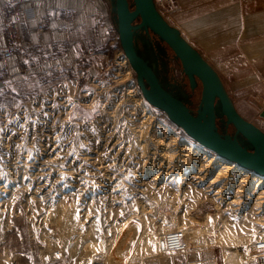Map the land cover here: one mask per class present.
<instances>
[{
	"label": "rangeland",
	"instance_id": "374dc122",
	"mask_svg": "<svg viewBox=\"0 0 264 264\" xmlns=\"http://www.w3.org/2000/svg\"><path fill=\"white\" fill-rule=\"evenodd\" d=\"M129 2L133 8L132 1L129 0ZM171 13H162L169 24L171 22L168 15ZM147 38L150 39L148 43L137 42V54L150 66L153 63L159 66V73L163 70L166 84L170 82L168 85L171 84V87L176 85L175 82L183 84L187 94L182 95L181 98L196 115L202 91L200 82L196 80L195 88L191 89L181 63L171 49L152 33H149ZM117 60L118 56L111 63L108 78L105 80L97 78L91 86L77 87L74 91V86L61 84L55 89L46 90L12 107H0V176L3 179L1 184L8 181L6 179L10 177L9 175L14 181H11V187L9 185L6 187V183L1 185L5 187H0V202L2 201L0 203V257L16 264L59 262L121 264L117 260V250L125 247L124 243L127 242L121 230H125L128 224L134 223L141 230L127 248V255L123 256L125 264H234L233 262L245 264L249 258L247 248L256 235L255 224L262 225L264 220L260 219V214L253 215L250 206L244 207L245 202H239L234 206L235 208H226L225 204H221L223 212L218 213L216 203L219 201L213 195L218 187H212L211 191L206 193L197 192L190 182L188 185L186 183L187 186H183L186 191L180 193L176 182H171L172 186L168 184L164 186L165 188L163 187L164 190L162 189L168 194L155 197L151 195L153 183H144L138 188H144L143 192L147 197L145 201L151 206L143 205L136 214L135 211L134 213L131 211L107 212L104 209L108 204L106 200H92L93 197H88V203L83 195L79 196L82 194L81 189L78 191L69 189L77 187L73 185L77 183L71 178L78 175L77 161L81 154L83 134L79 133L80 129L77 126L79 122H94L100 118L103 122L98 126L107 123L108 127H122L131 134L138 127L146 128L149 125L145 123L146 121H142L144 120L141 116L143 106L139 105L138 93L135 94L136 91H133L136 86L142 96L134 72L130 68L128 78L119 76L118 74L123 70H120L121 66L114 65ZM97 81L102 84L97 85ZM221 81L240 116L261 130L264 122L257 114L259 110L248 102L251 97L258 100L256 96L249 95L242 89L232 88L226 80L221 79ZM84 93L87 94L82 97ZM66 96L70 98L69 105L65 101ZM142 98L144 99L143 96ZM91 101L92 105L88 106ZM144 101L147 103L145 99ZM144 101L143 105L146 106ZM153 112L155 123L164 122L168 129L179 134L180 141L189 140L183 137L180 131L174 130L166 123L167 117L162 111L153 109ZM68 113V122L64 123L59 130L57 127L59 121L64 114ZM217 126L220 134L231 137L234 135L232 126L225 127L224 117L218 119ZM123 138L126 141L123 151L129 155L134 143V135L125 134ZM238 140L244 147L251 149L244 139L238 137ZM194 144L202 148L199 144L195 142ZM146 152H148L147 148ZM140 163L125 166L124 173L127 178L132 175V169L140 166ZM152 166L155 176L166 175L165 163L160 166L159 163L153 162ZM149 167L146 165V168ZM172 168L175 169V165ZM72 171L73 173H70ZM116 171L114 169V172ZM16 177L18 180L22 177L21 186L26 189H28L27 185L31 186L27 195L21 191L16 193ZM25 178H28L30 182L26 181L25 184ZM32 179L36 184L45 179V182L48 181V186L52 187L48 191L51 196L54 195L52 192H58L59 189L61 195H57L54 199L51 196L47 199L41 197L36 193L38 191ZM194 184L201 188L198 184ZM45 185L46 183L42 187L38 185L39 190ZM2 189L9 191L3 193ZM229 193L228 199L232 201L233 197ZM7 194H15V196L10 198ZM185 199L188 200L184 201ZM172 204L176 211L172 208ZM257 210L258 208L255 207L253 211ZM135 217H138V220ZM110 224L115 228L107 236L106 229ZM176 228L184 231L194 230L197 234L200 233V229L206 232L204 237H198L192 241L186 236L190 247L184 254L158 255L155 252V240L167 230ZM261 228L264 229V226ZM108 257L111 258L108 260Z\"/></svg>",
	"mask_w": 264,
	"mask_h": 264
},
{
	"label": "crops",
	"instance_id": "0c3cea01",
	"mask_svg": "<svg viewBox=\"0 0 264 264\" xmlns=\"http://www.w3.org/2000/svg\"><path fill=\"white\" fill-rule=\"evenodd\" d=\"M178 5L168 15L170 25L221 79L264 104V0H178ZM115 35L114 0H0V107L61 84L75 91L107 79L122 50ZM138 41L150 39L140 32ZM5 50L11 57H3ZM151 66L162 86L187 106L183 84L171 87L163 70Z\"/></svg>",
	"mask_w": 264,
	"mask_h": 264
},
{
	"label": "water",
	"instance_id": "95a60500",
	"mask_svg": "<svg viewBox=\"0 0 264 264\" xmlns=\"http://www.w3.org/2000/svg\"><path fill=\"white\" fill-rule=\"evenodd\" d=\"M114 0L117 32L124 56L133 70L142 96L149 105L162 111L167 119L197 144L216 155L256 174L264 175V132L236 111L218 73L157 11L153 0ZM140 32L152 33L164 42L180 61L191 89L201 84V99L194 115L178 98L166 90L152 66L136 51ZM248 102L264 117V105L251 97ZM225 118L234 135L218 132L217 121ZM238 137L251 149L244 147Z\"/></svg>",
	"mask_w": 264,
	"mask_h": 264
},
{
	"label": "bare ground",
	"instance_id": "6f19581e",
	"mask_svg": "<svg viewBox=\"0 0 264 264\" xmlns=\"http://www.w3.org/2000/svg\"><path fill=\"white\" fill-rule=\"evenodd\" d=\"M116 64L118 66H121L120 70H123L122 72H120L121 75H118L125 79L128 78V71L130 69L128 59L126 57H118ZM134 87L135 88L133 91H136L135 94L138 93L137 96H139V105L142 104L143 106L141 116L144 117V120L142 121H146L145 123L149 125L146 128L144 126H141L140 128L138 127L137 130H134V132L132 133L134 135V143L129 155L123 151L124 145L121 148L120 154H122V161L124 162V165L121 164L119 169L116 167V172H114V169L110 170V166H107L106 170L110 171V173L107 175V191L110 189L114 191L120 190L125 194L127 192L125 186L127 185L130 187V190H132V195L134 196L130 200L134 202V192L137 191L138 193H143L144 188L139 189L138 187H142L144 183L152 182L153 184L151 185V191H154L155 189H163V187L168 184H170L169 186H172L171 182H176V186L177 189H179V192L184 193L186 191V188H184L183 186L186 185V183L188 185V183L191 182L193 189L197 192L201 191L203 193H206L211 191L210 188L218 187V189L213 194L219 201L216 203V207H218V213L223 212V209H221V204H225L226 208H232L235 205H238L239 202H245L244 207L250 206L251 213H253V215L260 214V219L264 220V175L256 174L233 162L227 161L226 159L218 155L215 156V153V155L210 154L208 151L197 147L192 141L185 139L180 141L178 137L179 134L176 131L168 129V127L163 124L164 122L155 123L154 114L149 108L146 107L147 105H143L144 99L140 95L139 89L136 86ZM92 101L88 103V106L92 105ZM82 103L85 104L84 101H82ZM151 124L152 126H150ZM171 131H173V133ZM146 148L148 152H146ZM126 156L127 158H125ZM157 156L159 157V159ZM142 159L143 161H141ZM153 162L159 163L160 166L165 163V166L167 167V169H165L166 175L161 174L155 176V171L153 170L154 167L152 166ZM138 163H140V166H142L141 169L139 168L140 166H135L134 170L132 169V175L127 178L126 173H124L125 166L128 167L131 164ZM146 165H149L150 167L146 168ZM173 165H175V169L172 168ZM157 172L160 173L159 171ZM70 173H73V171ZM105 175L106 173L104 174V176ZM118 177H122V179L118 180L119 182L116 181V178ZM150 179L151 181H148ZM32 180L33 183H35L34 179ZM163 180L164 182H162ZM12 182L14 181L12 180ZM44 183H46L45 187L39 190V187H42ZM194 183L198 184L201 188L196 187ZM220 183L222 185H220ZM9 184L12 186L11 183ZM9 184L6 183L5 186L8 187ZM5 186L0 187L3 188ZM102 186H105V183H103ZM35 187L38 191L36 193L41 195V197L43 196L46 199L50 198L51 194L48 191L52 187L51 185L48 186V181L45 182L44 179L38 184L35 183ZM8 191L9 190L2 189L1 192L5 193ZM245 192L246 194H244ZM228 193L233 197L232 201L228 199ZM122 196L123 197L118 199L119 202H122V200L126 198L124 197L125 195ZM51 197H54V195H52ZM91 197H95V195ZM241 197H243L242 200H240ZM126 203V206H129L130 203ZM255 207L258 208L256 212L253 211ZM135 219L138 220V217H135ZM262 223H264V221H262ZM260 224L261 223L255 224V228L257 230L256 233L264 232V229L261 228V226H264V224ZM140 230L141 228L134 223L128 224V227L125 230H121V233H123V238L127 240V242L124 243L125 247L119 248L117 250V260L118 262L120 261L121 264H125L123 256L127 255V248L134 242L136 237L139 235ZM199 232L200 233L197 234V232L194 230L186 229L185 234L188 239L192 241V239L204 237L206 231L200 229ZM163 234H161L160 236H162ZM260 236L264 235L259 234V237ZM110 258L111 257H108V260ZM233 263L235 264V262Z\"/></svg>",
	"mask_w": 264,
	"mask_h": 264
},
{
	"label": "built area",
	"instance_id": "2783aa9c",
	"mask_svg": "<svg viewBox=\"0 0 264 264\" xmlns=\"http://www.w3.org/2000/svg\"><path fill=\"white\" fill-rule=\"evenodd\" d=\"M153 3H154L155 8L161 15L162 13L174 12L178 8L177 0H153ZM114 39L117 42H119L118 35H115ZM117 56L125 57L122 50L118 51ZM3 57L4 58L11 57V52L9 50H5L3 52ZM114 65L117 66L116 62ZM96 84L100 85L102 83L100 81H97ZM86 94L87 93H84L82 97H84V95ZM68 97L69 96H66L67 99L65 101L69 105L70 98ZM144 103L147 105V108H149L151 112L154 114L153 107L149 105L148 103H146L145 101ZM110 117L113 118L112 116ZM68 118H69V113L64 114V117L62 118V120L59 121V124L57 125L59 130L62 129L61 127L64 126V123L66 124V122H68ZM102 122L103 121L100 118H98L94 122H90V121L84 122L83 121V122H79V125H77L78 128L80 129L79 133L81 135L83 134L82 145L80 146L81 154L79 155L80 157H78V161H77L78 162L77 164L78 165V168H77L78 175L71 178L72 181H75L77 183V185L73 184L77 187L72 188L69 186L70 185L69 183H68L69 184L68 187H70L69 189H72V190L74 189L75 191H78L79 189H81L82 194L79 196L82 197L83 195L84 200H87L88 203H89L88 195L90 198H92L91 196L95 195V197H93L92 200L93 199L106 200L108 204L106 203L107 205L104 209L107 212H117L118 213V212H130L131 211L132 213H134L135 211V214H136L138 210L142 209L143 205L151 206L148 202L145 201L147 197L145 196L144 192L143 193H138L137 191L134 192L135 202H133L132 200H130L132 197H134L132 195V190H130V187L127 185L125 186V189L127 191L125 194L120 190L114 191L110 189L107 191L106 189L107 187L106 183L108 181L107 175L110 173V171H107L106 168L107 166H110V168L115 169L116 167H120L121 164L124 165V162L122 161V154H120L121 148L123 147L124 144H126V141H124L123 135L125 134L132 135V134L127 132L126 130H123L122 127H108L107 123H105V125L103 126H98ZM122 131L124 132L122 133ZM126 163H127V160H126ZM105 173L106 175L104 176ZM9 176L10 177L6 179L8 181L4 182L3 184H1L3 182V179L0 176V186L4 185L5 183H8V184L11 183L12 177L11 175ZM122 177L116 178V181L119 182L118 180L122 179ZM20 179L21 180H18V177L15 178L16 180L15 184L17 185L16 193L21 191V192H25L27 195L29 189H31V186L27 185L28 189L21 186L20 183L22 181V177ZM25 179H26L24 182L25 184H26V181L27 183L30 182L28 178H25ZM103 183H105V186H102ZM163 190L155 189L153 192H151V195L157 197L160 194H168L166 192H163ZM60 191L61 190L59 189L58 191L59 193L56 191L52 192L55 195L53 199L57 195H61ZM15 194L13 195L7 194V195H9L11 198V197H14ZM122 195H125L124 197L126 198H124L122 202H119L118 199L123 197ZM3 197L5 198L6 196H3ZM84 200L83 202L85 203ZM186 200L188 199H185L184 201ZM4 202H7V201H4ZM126 202L130 203V204L128 203L129 206H126L127 205ZM173 204H172L173 206L172 208L175 209L176 211V208ZM114 228H115L114 225H111V224L107 226V229H106L107 236L110 235L111 231H113L112 229ZM259 234L264 235V232L256 233L254 240L252 241L250 246L247 248V253L250 254V257L248 259L246 258L247 260L245 264H264V236L259 237ZM189 247H190V244H189V241L186 239L185 231L180 228L169 229L168 231H166V233H164L162 236H160L155 241V251L160 256H172V255L184 254L187 252V250H189ZM0 260H6L9 264H16L6 258L0 257Z\"/></svg>",
	"mask_w": 264,
	"mask_h": 264
},
{
	"label": "trees",
	"instance_id": "16d2710c",
	"mask_svg": "<svg viewBox=\"0 0 264 264\" xmlns=\"http://www.w3.org/2000/svg\"><path fill=\"white\" fill-rule=\"evenodd\" d=\"M134 76H135V74H134ZM165 119H166V118H165ZM164 121H165V120H164ZM166 123H168V125H169L170 127H172L173 129L180 131V133H181V135H182L183 137H185V138H187V139H189V140H191V141H193V142L196 143V141H194L193 139H191L190 137H188L184 132H182V131H181L176 125H174L173 123H171L168 119H166ZM201 147H202V146H201ZM202 148H204V147H202ZM204 149H205L206 151H208V152L214 154L213 152L207 150L206 148H204ZM214 155H215V154H214Z\"/></svg>",
	"mask_w": 264,
	"mask_h": 264
},
{
	"label": "flooded vegetation",
	"instance_id": "af4514ba",
	"mask_svg": "<svg viewBox=\"0 0 264 264\" xmlns=\"http://www.w3.org/2000/svg\"><path fill=\"white\" fill-rule=\"evenodd\" d=\"M153 109H155L154 107H153ZM157 110V109H156Z\"/></svg>",
	"mask_w": 264,
	"mask_h": 264
}]
</instances>
